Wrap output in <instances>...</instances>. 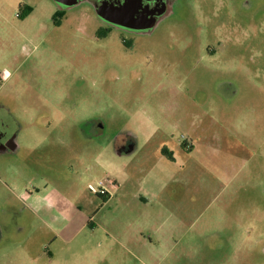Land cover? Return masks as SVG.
I'll list each match as a JSON object with an SVG mask.
<instances>
[{
	"label": "rangeland",
	"instance_id": "rangeland-1",
	"mask_svg": "<svg viewBox=\"0 0 264 264\" xmlns=\"http://www.w3.org/2000/svg\"><path fill=\"white\" fill-rule=\"evenodd\" d=\"M56 9L0 0V264H264V0Z\"/></svg>",
	"mask_w": 264,
	"mask_h": 264
},
{
	"label": "flooded vegetation",
	"instance_id": "flooded-vegetation-1",
	"mask_svg": "<svg viewBox=\"0 0 264 264\" xmlns=\"http://www.w3.org/2000/svg\"><path fill=\"white\" fill-rule=\"evenodd\" d=\"M52 2L56 5L58 14H63L78 5H86L101 22L106 33L117 32L120 37L126 35L134 41V45H137L145 38L155 36L166 22V18L173 14L174 9H182L186 0H52ZM185 46L188 47L187 44ZM7 127L8 123L0 119V150H13L16 146L15 135L9 134ZM130 143L117 142L116 147L123 153V149H129L134 145ZM114 187L115 185L110 187L106 195H109L110 189Z\"/></svg>",
	"mask_w": 264,
	"mask_h": 264
},
{
	"label": "built area",
	"instance_id": "built-area-1",
	"mask_svg": "<svg viewBox=\"0 0 264 264\" xmlns=\"http://www.w3.org/2000/svg\"><path fill=\"white\" fill-rule=\"evenodd\" d=\"M113 183L108 179H100L98 180L97 186H93L92 184H88V188L94 194H98L99 196H104L108 194L109 188L113 187Z\"/></svg>",
	"mask_w": 264,
	"mask_h": 264
},
{
	"label": "trees",
	"instance_id": "trees-1",
	"mask_svg": "<svg viewBox=\"0 0 264 264\" xmlns=\"http://www.w3.org/2000/svg\"><path fill=\"white\" fill-rule=\"evenodd\" d=\"M162 152H164V149H162ZM162 154H163V153H162ZM100 197L106 199V198H108V195H104V196H100Z\"/></svg>",
	"mask_w": 264,
	"mask_h": 264
},
{
	"label": "crops",
	"instance_id": "crops-1",
	"mask_svg": "<svg viewBox=\"0 0 264 264\" xmlns=\"http://www.w3.org/2000/svg\"><path fill=\"white\" fill-rule=\"evenodd\" d=\"M129 149H130V148H129ZM112 181H113V180H112ZM113 182H114V181H113ZM116 186H117V185H115V189H116ZM117 187H118V186H117ZM110 195H111V194L109 193L108 197H110Z\"/></svg>",
	"mask_w": 264,
	"mask_h": 264
}]
</instances>
